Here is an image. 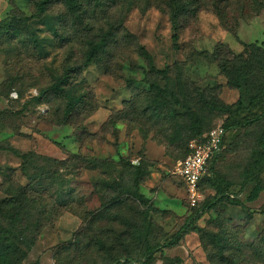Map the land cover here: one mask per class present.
<instances>
[{
    "label": "rangeland",
    "instance_id": "rangeland-1",
    "mask_svg": "<svg viewBox=\"0 0 264 264\" xmlns=\"http://www.w3.org/2000/svg\"><path fill=\"white\" fill-rule=\"evenodd\" d=\"M41 1L0 0V200L22 198L28 224L42 223L23 264H142L148 244L168 241L213 197L203 188L193 207L175 173L193 138L187 108L203 109L204 132L263 113L247 95L232 114L210 103L241 97L214 62L219 47L263 57L264 0H194L177 44L167 0H84L82 24L60 1L40 13ZM94 45L96 61L72 86L50 89ZM263 135L264 118L228 132L215 168L231 200L148 264H264V191L249 202L246 178Z\"/></svg>",
    "mask_w": 264,
    "mask_h": 264
},
{
    "label": "trees",
    "instance_id": "trees-1",
    "mask_svg": "<svg viewBox=\"0 0 264 264\" xmlns=\"http://www.w3.org/2000/svg\"><path fill=\"white\" fill-rule=\"evenodd\" d=\"M60 1L65 7L67 15H70L75 24H82L83 18L85 15L84 10V0H42L39 4V12L43 13L47 10V7L53 2ZM168 9L170 12V21L173 30V41L177 44L179 40V22L185 16H195L199 10V5L194 0H167ZM197 1V0H196ZM100 45H94L90 52L88 53L86 60L82 66H74L66 69L64 76L58 80L54 85L50 87L55 93H63L66 88L72 86L73 78H77L82 73L83 69L88 68L92 63L96 61L97 54ZM254 49L257 52H263V57L255 52L256 61L249 63L241 61L238 56H235L231 51L225 47H219L213 56L214 62L218 65L221 72L227 77L229 83L238 88L241 91V97L236 105H225L221 103H210V106L216 111H220L223 114H232L238 110L239 106L242 104L243 96H248L250 104L254 105L258 101L263 103V113L259 116H255L251 119H244L242 121H236L234 123L230 122L227 119L223 123L228 136V132L245 125L257 123L264 118V75L261 73L264 72V51L258 46H254ZM150 61L152 60L149 57ZM152 70L155 71V67L151 61ZM165 69L162 71L163 74L166 73ZM74 74V75H72ZM155 86V90L160 91L163 94L170 95L175 102L179 103V99L173 91H170L168 88L160 89L158 85ZM76 104L69 102L65 112V119L67 122L71 120L73 114L76 111ZM187 115L190 121V130L192 132L193 138H201L208 131H203L205 127V118L203 109L187 108ZM157 116L160 114L157 112ZM226 136V138H227ZM191 139V140H192ZM226 143V139L224 145ZM189 146V144H188ZM18 153L17 151H15ZM188 154V147L187 153ZM185 156V157H186ZM220 156V155H219ZM219 156L214 158L209 165L208 175L203 181V188H207L213 192V197L204 201L192 217L182 226V228L173 235L168 241L163 244H155L146 246L144 252V262L142 264H148L152 258L158 252H162L164 248L173 246L179 242V240L186 234L188 230L193 226V224L199 220L203 215H205L215 204L223 200H231V195H229L226 190L222 189L218 172L216 170V164L219 159ZM185 157L183 159H185ZM182 159V160H183ZM181 160V161H182ZM264 173V135L261 139L259 145L254 149L252 153V162L249 165L248 170L246 171V178L254 179L255 183L248 197L249 202H255L259 199L261 193L264 191V185L261 180V175ZM26 197L25 193H23ZM138 195V194H137ZM142 199L140 195L137 196ZM22 198H17L13 200H0V264H23L25 259L28 257V251L25 250L26 246L29 250L34 246L33 237L30 239L29 236H32L36 233L37 230L41 228L42 223L38 224L40 226L38 229H33L29 224L28 215L30 212L23 211L21 205ZM35 202V201H34ZM21 207V208H20ZM24 225L21 226L22 222ZM133 260L129 258L113 259V264H127Z\"/></svg>",
    "mask_w": 264,
    "mask_h": 264
},
{
    "label": "built area",
    "instance_id": "built-area-1",
    "mask_svg": "<svg viewBox=\"0 0 264 264\" xmlns=\"http://www.w3.org/2000/svg\"><path fill=\"white\" fill-rule=\"evenodd\" d=\"M226 136L223 124H220L203 137L191 140L187 156L176 167L175 173L184 182L193 207L203 199V181L212 160L224 150Z\"/></svg>",
    "mask_w": 264,
    "mask_h": 264
}]
</instances>
